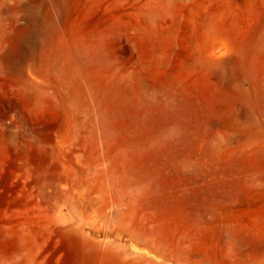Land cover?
<instances>
[{
    "label": "rangeland",
    "instance_id": "374dc122",
    "mask_svg": "<svg viewBox=\"0 0 264 264\" xmlns=\"http://www.w3.org/2000/svg\"><path fill=\"white\" fill-rule=\"evenodd\" d=\"M0 264H264V0H0Z\"/></svg>",
    "mask_w": 264,
    "mask_h": 264
}]
</instances>
